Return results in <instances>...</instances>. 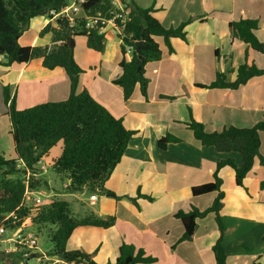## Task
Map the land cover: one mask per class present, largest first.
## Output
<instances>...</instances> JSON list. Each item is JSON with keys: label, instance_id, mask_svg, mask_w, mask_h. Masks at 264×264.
<instances>
[{"label": "crops", "instance_id": "crops-1", "mask_svg": "<svg viewBox=\"0 0 264 264\" xmlns=\"http://www.w3.org/2000/svg\"><path fill=\"white\" fill-rule=\"evenodd\" d=\"M184 1L190 5L180 13L167 7L164 0L146 6L154 8L153 16L165 28L190 21L185 27L186 41L170 39L171 53L162 38L155 37L161 58L145 67L149 81L147 99L137 85L130 98L124 100L121 88L112 83L122 73L120 60L131 58L130 51L121 54L120 29L111 22L106 24L100 52L87 49L85 36L74 39V60L82 70L76 92L86 90L112 116L120 118L127 130L137 132L105 183V189L117 198L99 194L98 210L93 211L102 217L114 216L115 224L107 229L79 227L66 244L67 250L91 254L98 264L114 263L123 243L154 258L149 264H216L212 247L219 233L214 214L196 221L189 241H179L184 230L175 214L188 212L192 207L200 211L208 208L216 193L193 196L191 188L212 181L211 171L217 162L233 159L239 166L241 156L202 146L185 126L189 110L206 132H219L230 126L252 127L264 120V75L251 78L236 90L196 86L209 85L216 73L233 81L245 54L258 67H264V54L232 39L227 28L230 21L257 19L254 33L259 41H264V13L236 0ZM82 16L79 12L74 17ZM55 18L31 19L19 44L50 47L51 35L40 36L39 32L48 23H54ZM3 60L0 55V122H9L3 87H8L18 110L68 98L70 82L62 68H43L41 58L8 67L2 65ZM166 134L180 141L161 150L157 141ZM260 153L264 156V133L260 134ZM218 177L224 193L220 215L227 228L222 239L228 252L226 264H264V190L259 187L264 180V167L255 158L242 187L235 184L230 167H222Z\"/></svg>", "mask_w": 264, "mask_h": 264}, {"label": "trees", "instance_id": "trees-1", "mask_svg": "<svg viewBox=\"0 0 264 264\" xmlns=\"http://www.w3.org/2000/svg\"><path fill=\"white\" fill-rule=\"evenodd\" d=\"M122 2L123 8L115 10L111 0H87L82 4L83 16L74 18L72 23L68 19L56 17L54 23H48L39 32L40 36L51 35L50 47L41 48L21 46L18 40L28 29L31 19L39 16L52 18L61 11L67 0H0V55L4 58L2 65H21L41 58L43 68H62L70 82V93L66 100L46 102L23 110L16 108L15 99L10 97L8 87H3L2 90L15 157L8 159L0 155V224L5 216L13 214V217L3 223L6 229L21 225L29 217L33 226H54L55 230L49 234L53 248L48 256L59 259L57 264H98L91 254L80 250H67L66 244L75 229H107L115 224L116 219L114 216L102 217L94 213L75 218L71 214L69 204L64 200H53L48 206L31 212L29 207L22 204L26 188L37 191L47 186L45 180L34 178L37 173L41 175L37 165L61 142L60 155L51 160L50 165L56 174H65L69 181L65 190L73 193L86 189L117 198L105 189V183L129 142L137 134L136 131L127 130L120 118L112 116L86 90L76 92L82 70L73 56L75 37L85 36L87 49L100 52L103 48L104 33L98 30L100 23L97 27H87L90 23L88 18L100 15L105 20L113 19L115 26L121 30L118 35L121 54L124 55L127 47H131L130 60H120L122 73L112 81L121 88L124 100L130 98L137 85L141 95L147 99L149 81L145 77V67L161 58L155 37L162 38L170 53L173 51L170 39L186 41L188 37L185 27L190 23L189 20L176 27L165 28L153 16V7H140L134 0ZM116 14H122L123 19L116 18ZM227 28L232 39H238L254 52L264 54V41H259L254 33L258 28L257 19L240 18L230 21ZM137 43H140L138 52ZM262 75L264 67H258L245 54V61L236 69L233 81H227L223 73H216L214 81L209 85L196 86L236 90L251 78ZM185 126L202 146L212 147L221 153L236 152L241 156L239 166L233 159L217 162L211 171L212 181L191 188L193 196L216 193L208 208L200 211L192 207L188 212L179 211L175 214L184 230L179 241L191 240L196 221L210 213L214 214L219 235L212 251L216 264H226L228 252L222 246V239L227 234V228L220 215L224 193L221 190L222 181L218 177V171L225 166L232 168L235 184L242 187L255 158H258L259 164L264 167V156L260 153V134L264 133V120L252 127L230 126L219 132H206L203 125L194 120L189 110V120ZM179 141L180 139L166 134L157 141V145L164 150L168 144ZM20 165L22 168H18ZM259 187L264 190V180L260 181ZM138 196L151 200L150 197L139 193ZM154 261L155 259L146 256L142 249H135L134 246L123 243L114 263L107 264H149ZM0 264H8L7 259H0Z\"/></svg>", "mask_w": 264, "mask_h": 264}, {"label": "rangeland", "instance_id": "rangeland-1", "mask_svg": "<svg viewBox=\"0 0 264 264\" xmlns=\"http://www.w3.org/2000/svg\"><path fill=\"white\" fill-rule=\"evenodd\" d=\"M154 1L156 0H134V2L138 6L143 8H146V6H150L154 3ZM112 2H115V0H112ZM228 2H231V0H228ZM236 2H239L241 5H252V9H257L258 13H264V0H236ZM164 4H166L167 7L170 6L171 9H174L177 12L179 11V13L187 11L188 5H190L187 1L184 0H179V3H174L172 2V0H164ZM119 5L120 4L114 3V9H118L120 7ZM6 121L7 120L0 122V155H3L5 158L8 159H13L15 155L13 151L12 139L9 132L10 125L9 122ZM61 146L62 144L61 142H59L55 147H53L49 151L48 156L43 158L41 162L37 165V169L41 171V175L37 173L34 178L39 179L41 181L45 180L47 182V186H43L37 191H34L32 197H38L40 199V203L37 206L32 205L31 202H27L26 206L33 209H41L48 206V204L53 200H64L69 204L71 214L75 218H83L91 215L92 213L96 214L93 211L98 210V197H100V195L95 192H89L86 189L73 193L67 192L65 190V185L68 180L65 174H56L52 170L50 165L51 160L59 157L61 152ZM18 168H22V166L20 165ZM91 194L96 195V197L98 196L97 201L91 202L89 200V196ZM25 221L27 223H30V217L27 218ZM33 230L37 236L36 247L33 249L32 253L35 255V257L23 258L20 251L13 252L8 255V258H6L8 264H57L60 262L59 259L48 256V254L53 248L49 234L51 231L55 230V227L52 225H45L43 227L33 226ZM9 238H11V233L9 231H6L0 237L1 252H5L8 249L9 245L6 243V240Z\"/></svg>", "mask_w": 264, "mask_h": 264}, {"label": "built area", "instance_id": "built-area-1", "mask_svg": "<svg viewBox=\"0 0 264 264\" xmlns=\"http://www.w3.org/2000/svg\"><path fill=\"white\" fill-rule=\"evenodd\" d=\"M87 0H67L66 5L61 9V11L57 14H54L55 17H61L68 19L70 23H72L73 19L76 18L74 17L77 13L81 12L82 13V4L86 3ZM114 3L120 4L118 9H122V0H115V2H112L111 4L113 5ZM125 14L127 12L125 11ZM116 18H122V14H116ZM90 20L89 25L87 27L91 26H96L98 23H100V26L98 27L99 32H102L106 24L112 23L114 26L113 19L111 20H105L104 18L100 17V15H96L95 17L88 18ZM127 51H131V47H127ZM69 181L66 183L68 184ZM34 191L26 188L22 200V204L26 206L27 202H31L32 205H38L40 203V199L38 197H32ZM97 197L96 195L92 194L90 195V200H96ZM31 212L37 211L38 208H29ZM10 217H13V214L5 216L0 224V237L6 232L9 231L11 233V238L6 240V243L9 245L8 249L5 252L8 253H13L20 251L21 255L23 258H29L32 253L33 249L36 247V241H37V236L36 233L33 230V226L30 223H27L24 221L21 225L15 226L13 228L6 229L4 226V222L7 221ZM30 230V231H28Z\"/></svg>", "mask_w": 264, "mask_h": 264}, {"label": "water", "instance_id": "water-1", "mask_svg": "<svg viewBox=\"0 0 264 264\" xmlns=\"http://www.w3.org/2000/svg\"><path fill=\"white\" fill-rule=\"evenodd\" d=\"M139 45H140V43H137V44H136V52H138V47H139ZM31 257H35V255L32 254V255L30 256V258H31ZM6 258H8V253H6V252H1V251H0V259H6Z\"/></svg>", "mask_w": 264, "mask_h": 264}]
</instances>
